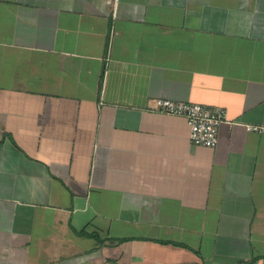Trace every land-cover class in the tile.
<instances>
[{"label": "crops", "instance_id": "1", "mask_svg": "<svg viewBox=\"0 0 264 264\" xmlns=\"http://www.w3.org/2000/svg\"><path fill=\"white\" fill-rule=\"evenodd\" d=\"M226 109L215 147L156 100ZM264 0H0V264H264Z\"/></svg>", "mask_w": 264, "mask_h": 264}, {"label": "built area", "instance_id": "2", "mask_svg": "<svg viewBox=\"0 0 264 264\" xmlns=\"http://www.w3.org/2000/svg\"><path fill=\"white\" fill-rule=\"evenodd\" d=\"M154 110L185 117L190 126V141L206 147L218 144L221 126L228 122L225 108L202 103L159 98ZM247 129L264 132V126L247 125Z\"/></svg>", "mask_w": 264, "mask_h": 264}]
</instances>
